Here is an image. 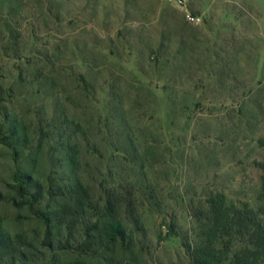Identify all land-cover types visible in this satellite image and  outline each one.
Returning <instances> with one entry per match:
<instances>
[{"label": "rangeland", "instance_id": "374dc122", "mask_svg": "<svg viewBox=\"0 0 264 264\" xmlns=\"http://www.w3.org/2000/svg\"><path fill=\"white\" fill-rule=\"evenodd\" d=\"M188 5L200 25L170 0H0V235L30 264H193L213 195L264 204V0ZM77 181L87 216L118 203L107 259L80 226L54 261L42 244Z\"/></svg>", "mask_w": 264, "mask_h": 264}, {"label": "trees", "instance_id": "16d2710c", "mask_svg": "<svg viewBox=\"0 0 264 264\" xmlns=\"http://www.w3.org/2000/svg\"><path fill=\"white\" fill-rule=\"evenodd\" d=\"M14 134L15 130L11 129ZM263 171L261 193L264 198V161L258 164ZM15 180L20 193L31 195L29 206L38 200L41 188L37 180L27 173L17 172ZM77 181L70 186V200L63 206H55L43 212L46 232L42 241L54 261L55 254L66 250V244L76 228H82L84 247L94 250L107 259L110 245L125 243L129 238L127 228L119 216L117 202L107 199L96 209L98 214L87 216V192ZM264 202V200H263ZM210 223L207 238L188 246L193 264H264V204L252 207L248 203L228 202L222 193L213 195L208 201ZM58 228V235L54 228ZM62 231L66 234L61 235ZM21 240L0 235V261L10 259L12 264H30L34 255L22 249Z\"/></svg>", "mask_w": 264, "mask_h": 264}, {"label": "built area", "instance_id": "2783aa9c", "mask_svg": "<svg viewBox=\"0 0 264 264\" xmlns=\"http://www.w3.org/2000/svg\"><path fill=\"white\" fill-rule=\"evenodd\" d=\"M176 7L181 8L184 11L185 20L193 25H200L202 23V17L192 12L189 8L190 0H170Z\"/></svg>", "mask_w": 264, "mask_h": 264}]
</instances>
